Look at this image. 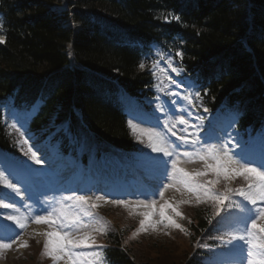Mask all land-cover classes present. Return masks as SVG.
I'll return each instance as SVG.
<instances>
[{
    "label": "trees",
    "instance_id": "16d2710c",
    "mask_svg": "<svg viewBox=\"0 0 264 264\" xmlns=\"http://www.w3.org/2000/svg\"><path fill=\"white\" fill-rule=\"evenodd\" d=\"M51 2L0 0L6 37L0 44V101L15 90L18 99L34 100L43 89L46 105L31 131L45 126L58 104L57 125L70 117L75 138H88L97 150L133 149L135 140L113 94L120 87L135 96L151 86L150 76L138 71V65L152 56L154 45L175 53L179 47L182 56L173 57L196 80L197 100L210 110L224 102L221 113L237 118L233 132L241 140L246 131L264 140V0H73L75 9L69 13L78 24L74 32L63 28L67 14L57 16ZM10 139L0 119V149L14 151ZM209 214V206L198 204L185 212L186 232L175 231L164 242L138 244L130 239V221L113 212L114 229L101 236L108 246V263L185 264L195 237L207 228ZM173 238L184 246L164 252ZM123 243L131 258L118 249ZM161 253H166L163 259L153 262L151 257ZM178 254L170 261L169 256Z\"/></svg>",
    "mask_w": 264,
    "mask_h": 264
},
{
    "label": "snow or ice",
    "instance_id": "6c2138e0",
    "mask_svg": "<svg viewBox=\"0 0 264 264\" xmlns=\"http://www.w3.org/2000/svg\"><path fill=\"white\" fill-rule=\"evenodd\" d=\"M171 16V14H169ZM172 19L179 20V17L171 16ZM169 17H165V22H168ZM2 26H0V31H2ZM5 43L4 35H0V44ZM177 56H182V53L177 52ZM141 69L145 67L142 63L139 65ZM157 64H153V69L157 68ZM169 67L173 72L179 74L183 71L182 68L173 67L169 63ZM155 74V73H153ZM176 83V87H180L179 82L170 81ZM170 95H179L178 93H169ZM199 99V94L196 96ZM189 104L193 103V99L190 95L183 97ZM204 111H207L205 108ZM181 125H186L187 121L183 118L178 120ZM15 127V124L12 125ZM132 132L136 135V138L143 143L142 137L147 138V146L151 148L154 153H162L164 157H174L176 154V148L172 147L173 142L168 140L165 135L160 131H145L138 129L136 126L130 124ZM176 127L175 123L169 127L166 123L165 128L170 132ZM19 131V129H17ZM176 135L175 132L172 133ZM177 140H183L184 143H189V141L177 135ZM27 144V140H24ZM191 143L195 145L196 140H192ZM207 143V142H206ZM232 143L229 138L223 145L217 146L216 144H208L203 151H197L196 153H190L184 151L182 156L184 157H195L200 161L204 162L205 168L202 171H197L195 173H189L177 165L179 163L178 159L171 160V172H168L166 161H156L157 163L164 165L163 171L160 175V180L163 182V189H168L179 184L182 185L184 190L195 195L197 203H203L207 200H211L215 205V216H220L222 211H225V202L227 203V209H232L235 207L242 214L236 221V225L233 231H229L226 235L229 239L224 240L221 237L223 246L235 249L237 245L235 241H240L246 246V264H264V168L258 170L256 167L250 166L251 161L244 154V149L241 148L240 152H235L228 147ZM178 147V146H176ZM29 155L30 158L35 163H40L37 159L36 153L32 151L31 148L25 153ZM212 172L215 176L213 179H206L203 181L197 180V177H207L209 172ZM237 177H242L245 181V186L239 188H231L228 186V182ZM171 181V183L166 182ZM223 181V190L216 191V186ZM0 185L4 188L10 189L11 192L15 193L16 196L21 195V189L16 186L15 182H11L10 178L5 175L4 172L0 171ZM159 195L161 198L164 196V191L159 190ZM155 195V193H153ZM231 196H240L247 204H236L230 201ZM68 199H74L75 202L82 206H87L91 209L98 207L97 203L93 201L91 197L85 195H79L74 198L68 197ZM103 197L97 196L95 200H101ZM147 196L144 200H138L136 206L143 207L145 209H154L156 205L155 199L150 203H146ZM111 202L116 205H120L126 209H130L131 202L123 199H113L111 201H105V203ZM189 201L184 200L179 203H188ZM251 205L252 207H248ZM171 208L174 216H165L164 209ZM177 206H173L169 202L165 201L160 207L159 217L151 226L155 229L156 225L163 224L165 228L171 226L173 228L179 229L181 232H186L179 223L176 222L175 217H180L183 219V215L177 210ZM0 209L9 210L7 212H0V253L6 250H10L19 239L21 235L16 229H26L29 222L37 225H47L48 231L43 233L37 232L35 235L43 236V249L41 255L45 258H49L52 264H59L60 260H64L65 264H83L87 261V264H94L102 260L101 253L99 251L93 252L89 255H84L75 251V249H80L83 247H88L90 244L95 243V236L93 233L104 234V229L93 228L90 232H85L81 236L73 238L72 231L79 232L81 229L88 228V224L80 217L69 218L63 213L57 214L55 210L48 212L47 215H42L39 212L34 214V219L26 217L20 213V209L17 205L12 202L11 199H6L0 197ZM86 215H91V212H86ZM150 212H142L140 215L147 217ZM129 215L132 212L129 211ZM233 213L227 211V214L223 216L222 220H229ZM8 221L10 223H4ZM211 223V221H209ZM15 225V228L12 227ZM240 225H243L240 227ZM68 229V230H66ZM146 220H139V227L133 232V238L140 232H145ZM21 247H27L26 244L20 245ZM102 245H97V249L102 248ZM204 247H207L205 245ZM230 249V250H231Z\"/></svg>",
    "mask_w": 264,
    "mask_h": 264
},
{
    "label": "rangeland",
    "instance_id": "374dc122",
    "mask_svg": "<svg viewBox=\"0 0 264 264\" xmlns=\"http://www.w3.org/2000/svg\"><path fill=\"white\" fill-rule=\"evenodd\" d=\"M50 8H51L50 10L52 12L54 11L57 16H62V11H64V10L68 11L69 9H71V7L66 6L65 0H52V2L50 4ZM77 27L78 26H76L75 28H77ZM68 47L69 46L67 45L66 49ZM169 63H171V65L173 67H175L174 62L169 57H168L167 65H165L166 67H164V66L160 67L164 72H166V74L162 75L163 73H161L160 79H156V82H157L156 88L159 90L160 89L168 90L169 86H168L167 82L165 81V79L167 78V75H169L171 73L177 74L176 72H173L171 70V68L169 67ZM160 68L157 67L154 69V71H158V69H160ZM179 74H181V72H179ZM179 74H177V75H179ZM152 101L153 100H151V102ZM136 104L140 106V104L137 103V101L135 102V105ZM161 106H163V105H161ZM9 113H10V111H9ZM12 113H15V112L12 111ZM7 115H8V113L6 111V118H7L8 122L13 125L14 123L12 122V114L9 115V117H7ZM23 117H21L19 120L22 121ZM53 117H54V115L48 120H50V122H52ZM175 122H177V121H175ZM51 125H52V123H51ZM132 125L136 126L138 129H141V130L151 131L149 129L146 130L145 128L140 127L138 125H134V124H132ZM175 125H176V127L174 128V130L176 131V134L179 136H182V137H183V135L184 136H187V135L193 136V134H194L193 131H196V128H193L192 130H189V129L180 130L176 123H175ZM227 125H229L227 120H225L224 123L221 124V126L216 124L215 125L216 133L220 136L221 142L223 141L225 143L230 138L232 143H233L235 141H233L231 138V135H229V129L226 130V128H225V127H227ZM196 135H199L198 132H196ZM144 138H146V137H144ZM26 140H27V142L31 143L32 141H34V137L27 134ZM235 145L236 146L240 145L239 150H241V148L244 147L243 146L244 144H242V143L235 142ZM29 148H31L33 152H36L34 150V147L32 148L29 146V147H27V150ZM199 149H201V148L198 147L197 144H195L194 152L199 150ZM51 150L54 153V147H51ZM244 152H246V151H244ZM151 153L154 156L153 162L150 163V165H148V166H145L142 163V166L144 169H146V172L148 174H151L152 176L155 177L157 173H160V169H161V164L157 163L156 161H163L162 159L164 156L162 153H154V152H152V150H151ZM258 155H259V149L256 148L255 149V155L252 154L251 156L256 157V159H260ZM36 156H37V159L40 161V163H38L40 165H46L48 162H50L51 164H48V165H52V166L57 165L60 167V169H59L60 174H58V176L56 178H54V177L52 178L53 182H55V183L63 182L64 180L67 179L65 175L69 174V176H70L69 179H71L75 182V184L77 186V190L79 191V193H80V191L82 193L83 190L87 191L85 196L91 197L94 202H98L97 205L99 206V208L101 210L105 209V207H106L105 201H109L110 198H112V200L113 199H123L126 201H130L131 202L130 209H126V211H124V212H126V217L127 218L130 217V218L137 220L138 225H139L140 219H145L146 220V229H147L146 231L150 232L151 234L154 233L156 235L162 236L165 234V232H168V231L172 230V228H173L171 226L165 228L163 224L156 225L155 229H153V227L151 226L156 220L160 219V217H159L160 207H161V205L164 204L165 201L169 202L173 206L178 205L177 210L182 209L186 205H193L196 203L195 195L185 191L182 185L177 184L174 187H170L166 190L163 189V191H164L163 198L157 197V198H152L151 200L145 201L146 203H150L153 199H155L156 205H155L154 209L149 210V209H145L143 207H138V206H136L137 201L135 199H133V198L128 199L127 198L128 196H125L124 194L116 193L117 187L118 188L119 187L125 188V187L123 185H121L120 181L115 182V181L108 180L103 174H101V171L96 170V169H98V166H96L93 162H91L92 164L88 165L87 168H83L79 164L74 162L73 160H70L68 157H65V158L59 157L58 158L55 156V158H53L54 160H48L47 161L46 159H43L40 156V154H38V153L36 154ZM1 159L2 158H0V167L2 170L4 162ZM30 163H31L30 165L37 164L31 158H30ZM251 165L253 166L254 163L251 162L250 166ZM177 166L179 168L184 169L185 171H187L189 173H195L197 171H202L205 168L204 162L200 161L198 158H195V157H192V158L184 157L183 160H179V163ZM9 171L12 173V176H9L11 182H15V183H17V181H22L23 183L25 182L24 173L22 171H19L17 168H14L12 166H9ZM157 178L158 177H155V179H157ZM97 180H101L102 181L101 184L96 185ZM234 181H235L234 179L230 180L228 182V186L231 187ZM166 182L171 183V181H166ZM16 186H17V184H16ZM2 187H3V185H2ZM94 187L98 188V190L100 192L99 193L100 195H98V196L103 197V199L95 200V198L97 196L93 197V195L91 194L92 189ZM106 192L108 195L101 196V195L105 194ZM5 196H11V195L7 194V191H6V192H4V197ZM49 197H50V195H49ZM50 199H51L50 203L46 204L48 212H52L53 210H55L57 214L63 213L65 216H67L69 218L80 217L82 219V221H84L88 224V228L81 229L79 232H76L73 230L72 231L73 238H75L77 236H81L85 232H90L93 228L102 229L103 226H105L102 219L98 218L97 216L95 217L93 215V213H91V215H84L83 216L81 214L80 210L79 211L78 210L74 211V209L71 210L69 208V205H71V207H73L74 203L76 206L79 205L74 201V199H68L63 194L58 195V196H52ZM184 200H187L189 202L188 203H179L180 201H184ZM7 211H9V210H6V209L0 210V212H7ZM129 211L132 212V215H129ZM146 211L150 212V214L147 217L140 215V213L146 212ZM20 213H22V212L20 211ZM47 213H45L43 215H47ZM164 213H165V216H169V215L174 216V213H172L171 208H165ZM239 217H241V215H239L237 213L234 214L233 221L230 225L231 226L230 231L234 230V227L236 225V221ZM4 223L7 224L10 222L4 221ZM242 226L243 225H240V227H242ZM12 227L15 228V225H12ZM66 230H68V229H66ZM16 231L20 232L21 235L19 236V239L17 240V242L15 244H13V246L10 250H6L3 253H0V255H1L0 256V264H38L40 262L41 258L43 257L41 255V253H42L41 250L43 247L44 237L42 235L37 236V235H35V233H37V232L43 233L45 231H48L47 225H44V224L37 225V224L29 222L28 227L26 229H23V230L17 229ZM95 234L96 233H93L94 236H95ZM30 241L35 242L34 249L32 248V246L29 248V246H30L29 242ZM170 243L173 245L172 246L167 245L166 247H164V249H163L164 252L166 249H170V250L174 251V249H172L173 247L181 249L184 246V243L182 241H178V240L177 241L175 240L174 242H170ZM23 244H26L27 247H21L20 246ZM83 248H85V249H83ZM83 248L75 250V251L82 253L84 255H89V254L95 252V249L91 248L90 246L83 247ZM27 249H30V252L32 251V249H33V251L31 253L29 252L28 256L26 254L25 256H27V257H24V258L18 257L20 255L23 256L24 252ZM40 251H41V253H40ZM177 251L180 252V250H177ZM175 252H176V250H175ZM165 255H166V253L165 254L161 253V255L157 256V257H155L153 255L151 257V259H153V262L157 261V260H162ZM169 257H170V261L173 262L176 260L177 257H179V254L176 256L171 255ZM220 259L222 261L220 260L219 264H224L223 261L226 260L225 257L221 256ZM44 264H52V261L48 258L47 262H45ZM59 264H65V261L60 260ZM83 264H87V261H84ZM94 264H101V262L100 261L94 262Z\"/></svg>",
    "mask_w": 264,
    "mask_h": 264
},
{
    "label": "bare ground",
    "instance_id": "6f19581e",
    "mask_svg": "<svg viewBox=\"0 0 264 264\" xmlns=\"http://www.w3.org/2000/svg\"><path fill=\"white\" fill-rule=\"evenodd\" d=\"M35 107H36L35 105H34V107H32V109H31V110H32V112H34V111H35V110H34V109H35ZM129 183H130V182H129ZM152 183H153V185H155V183H154V182H152ZM241 198H242V197H241ZM242 201H243V202H245V204H247V201H244V200H243V198H242ZM248 206H249L250 208L252 207L251 205H248ZM164 240H166V239H160V242H164ZM168 241H169V242H174V240H173V239H171V240H167V242H168Z\"/></svg>",
    "mask_w": 264,
    "mask_h": 264
}]
</instances>
